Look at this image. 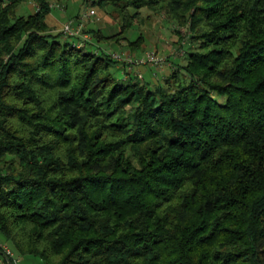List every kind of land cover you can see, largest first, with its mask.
<instances>
[{"label":"trees","instance_id":"trees-1","mask_svg":"<svg viewBox=\"0 0 264 264\" xmlns=\"http://www.w3.org/2000/svg\"><path fill=\"white\" fill-rule=\"evenodd\" d=\"M93 6L119 31L78 48L51 0H0L4 241L45 264H264V0ZM144 8L192 45L155 88L98 46L139 49Z\"/></svg>","mask_w":264,"mask_h":264},{"label":"rangeland","instance_id":"rangeland-1","mask_svg":"<svg viewBox=\"0 0 264 264\" xmlns=\"http://www.w3.org/2000/svg\"><path fill=\"white\" fill-rule=\"evenodd\" d=\"M51 4H60L64 6L65 11L53 9L51 15L58 18L59 23L64 24L69 21H74L76 18L80 19L91 9L96 11V16L90 19H84V27L82 32L93 29L106 30L109 35L116 34L119 31L121 20L118 12L112 7L99 8L87 3L86 0H51ZM36 6L34 4H24L18 8L19 16H29L34 12ZM50 18V17H49ZM62 31V30H61ZM142 35L144 37L142 45L136 51H131L128 48H121L120 46H110V44H100V48L108 51L110 54H123L132 59L138 60L144 58L148 53L155 52L157 55L165 59V66L162 68H154L151 65H141L134 67L135 76L141 75L139 78L143 83H148L151 87L155 88L159 83H163L165 77L170 76L169 70L172 71L173 67L185 65L187 63L186 55L184 57L178 56L182 50L186 52L190 50L189 30L187 27H180L171 22L167 15L157 14L148 8L141 10L139 21L135 26L125 35L122 45L127 46V42L135 41ZM123 64V63H121ZM120 64V66H122ZM157 72V74H155ZM114 74L119 81L125 79V72L122 68L114 69ZM168 75V76H166ZM0 244L13 253V259L18 264H45L36 257H22L11 244L6 243L0 234ZM0 261V264H3Z\"/></svg>","mask_w":264,"mask_h":264},{"label":"built area","instance_id":"built-area-1","mask_svg":"<svg viewBox=\"0 0 264 264\" xmlns=\"http://www.w3.org/2000/svg\"><path fill=\"white\" fill-rule=\"evenodd\" d=\"M95 1L96 0H86V2L91 4L92 6ZM52 9L65 11L64 6H61L60 4H52ZM96 14H97L96 11L94 9H91L89 13L85 14L83 18L79 19V22L74 20L64 24L61 32H63L69 38L78 40V42L75 43V46H77L78 48L86 47L89 43H92V38L90 35L84 34L82 32L85 22L84 19H90L96 16ZM185 55H186L185 50H182L178 53V56L180 57H184ZM113 58L120 63H125L128 66L129 71H134V67L136 65L137 66L151 65L152 67L159 69L165 66V62H166L164 58L160 57L155 52H150L144 58L138 60L117 53L113 54ZM137 77L142 78L141 75ZM0 247L6 252L8 256L13 257V253L10 250L4 248L2 244H0ZM15 262L17 263V261Z\"/></svg>","mask_w":264,"mask_h":264},{"label":"crops","instance_id":"crops-1","mask_svg":"<svg viewBox=\"0 0 264 264\" xmlns=\"http://www.w3.org/2000/svg\"><path fill=\"white\" fill-rule=\"evenodd\" d=\"M50 17V18H49ZM47 22H48V24H49V26L53 29V30H55V32L56 33H59V32H61V30H62V24H60L59 23V20H58V18L56 17V16H54V15H49L48 16V18H47ZM135 72V71H134ZM169 72L171 73V70H169ZM155 74H157V72H155ZM166 76H168V75H166ZM166 78V77H165Z\"/></svg>","mask_w":264,"mask_h":264}]
</instances>
